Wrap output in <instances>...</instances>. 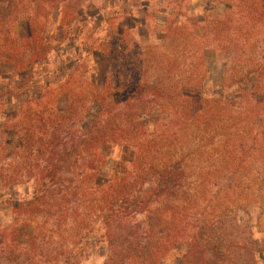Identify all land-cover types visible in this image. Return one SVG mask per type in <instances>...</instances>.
Masks as SVG:
<instances>
[{
  "label": "trees",
  "instance_id": "1",
  "mask_svg": "<svg viewBox=\"0 0 264 264\" xmlns=\"http://www.w3.org/2000/svg\"><path fill=\"white\" fill-rule=\"evenodd\" d=\"M238 3L243 14L171 24L161 56L146 47L130 51L125 64L109 60L87 109L85 94L69 97L65 110L42 106L41 95L4 115L0 188L34 185L0 233L7 261H17L11 257L22 245L26 258L75 264L100 243L104 264H163L182 246L181 264L199 261L230 210L264 204V61L245 59L249 35L264 28V0ZM224 41L241 48L221 81L230 98L207 99L199 47L226 50ZM108 146L129 154L105 180ZM222 178L228 185L218 190Z\"/></svg>",
  "mask_w": 264,
  "mask_h": 264
},
{
  "label": "rangeland",
  "instance_id": "2",
  "mask_svg": "<svg viewBox=\"0 0 264 264\" xmlns=\"http://www.w3.org/2000/svg\"><path fill=\"white\" fill-rule=\"evenodd\" d=\"M238 2L0 0V127L5 114L16 115L23 102L41 95H44L42 106L65 110L69 97L77 99L79 94H85L87 100L80 104L85 103L87 109L92 92L96 93V87L103 84L109 60L125 64L132 58L130 51L146 47L154 48L156 55L161 56L163 38L165 33L169 36L171 24H182L187 17L201 25L205 21L220 20L230 10V15H237V11L243 14L237 8ZM223 44L228 45L226 50L214 44L199 47L205 63L202 81L207 99L230 98V90L222 89L221 81L224 69L241 56V48L227 41ZM249 44L245 59L264 61V28L249 35ZM242 101L237 103L245 107ZM157 118H149L151 130ZM101 153L107 159L104 177L109 180L113 173L121 172L120 164L129 152L108 146ZM6 160V164H11L8 161L11 158ZM227 185L222 178L218 190ZM218 190L213 193L224 197ZM33 191L32 182L0 188V233L4 232V236L13 226L12 210L29 201ZM223 204L216 205V209L221 211ZM201 208L206 212L208 207ZM33 222L32 225H37L41 221ZM219 222V229L214 232L215 244L204 247L203 260L191 256L185 264H264V204L250 202L243 208L234 207ZM24 251V246L17 247L11 257H17V261H7L5 253L0 251V264H46L36 255L26 258ZM185 251L184 246L177 247L163 264H181ZM105 257L106 248L100 243L77 257L75 264H104Z\"/></svg>",
  "mask_w": 264,
  "mask_h": 264
}]
</instances>
